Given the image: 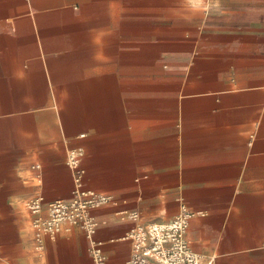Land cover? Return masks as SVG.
<instances>
[{
	"label": "crops",
	"instance_id": "1",
	"mask_svg": "<svg viewBox=\"0 0 264 264\" xmlns=\"http://www.w3.org/2000/svg\"><path fill=\"white\" fill-rule=\"evenodd\" d=\"M68 147L113 198L108 264L181 203L204 264H264V0H0V264H92L69 225L34 249L26 204L71 198Z\"/></svg>",
	"mask_w": 264,
	"mask_h": 264
},
{
	"label": "built area",
	"instance_id": "2",
	"mask_svg": "<svg viewBox=\"0 0 264 264\" xmlns=\"http://www.w3.org/2000/svg\"><path fill=\"white\" fill-rule=\"evenodd\" d=\"M84 154L83 147L67 149L66 163L73 180L69 200L48 202L44 197L38 196L26 204L32 215L34 249L43 256L46 241H55L64 231L65 225H69L84 233L92 264H108L104 243L96 237L99 223L92 216V212L112 203L113 198L84 185ZM198 215L203 213L194 212L187 204L181 203L178 214L171 222H150L131 228L122 237V240L132 243V255L127 264H204V257L195 252L187 240L190 222ZM138 217L137 214L133 215L134 219ZM211 262L212 259L207 264Z\"/></svg>",
	"mask_w": 264,
	"mask_h": 264
}]
</instances>
